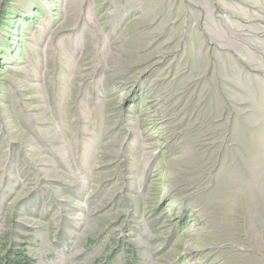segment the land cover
<instances>
[{"label":"rangeland","instance_id":"374dc122","mask_svg":"<svg viewBox=\"0 0 264 264\" xmlns=\"http://www.w3.org/2000/svg\"><path fill=\"white\" fill-rule=\"evenodd\" d=\"M0 264H264V0H0Z\"/></svg>","mask_w":264,"mask_h":264}]
</instances>
